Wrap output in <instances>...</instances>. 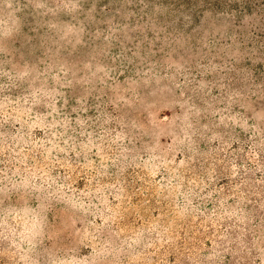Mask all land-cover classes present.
Returning <instances> with one entry per match:
<instances>
[{
    "label": "rangeland",
    "instance_id": "1",
    "mask_svg": "<svg viewBox=\"0 0 264 264\" xmlns=\"http://www.w3.org/2000/svg\"><path fill=\"white\" fill-rule=\"evenodd\" d=\"M0 264H264V0H0Z\"/></svg>",
    "mask_w": 264,
    "mask_h": 264
},
{
    "label": "trees",
    "instance_id": "2",
    "mask_svg": "<svg viewBox=\"0 0 264 264\" xmlns=\"http://www.w3.org/2000/svg\"><path fill=\"white\" fill-rule=\"evenodd\" d=\"M240 18V17H239ZM254 43H256L257 44V42H254Z\"/></svg>",
    "mask_w": 264,
    "mask_h": 264
}]
</instances>
